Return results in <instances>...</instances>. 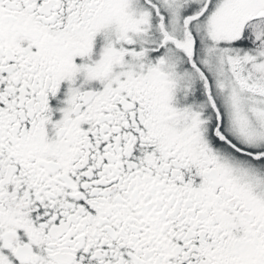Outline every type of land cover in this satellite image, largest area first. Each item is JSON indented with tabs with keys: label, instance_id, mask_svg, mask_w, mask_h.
Returning a JSON list of instances; mask_svg holds the SVG:
<instances>
[{
	"label": "snow or ice",
	"instance_id": "6c2138e0",
	"mask_svg": "<svg viewBox=\"0 0 264 264\" xmlns=\"http://www.w3.org/2000/svg\"><path fill=\"white\" fill-rule=\"evenodd\" d=\"M0 264H264V0H0Z\"/></svg>",
	"mask_w": 264,
	"mask_h": 264
}]
</instances>
